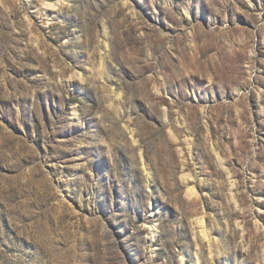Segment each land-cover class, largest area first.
<instances>
[{
    "label": "rangeland",
    "instance_id": "1",
    "mask_svg": "<svg viewBox=\"0 0 264 264\" xmlns=\"http://www.w3.org/2000/svg\"><path fill=\"white\" fill-rule=\"evenodd\" d=\"M0 264H264V0H0Z\"/></svg>",
    "mask_w": 264,
    "mask_h": 264
},
{
    "label": "bare ground",
    "instance_id": "2",
    "mask_svg": "<svg viewBox=\"0 0 264 264\" xmlns=\"http://www.w3.org/2000/svg\"><path fill=\"white\" fill-rule=\"evenodd\" d=\"M46 6L47 5H49V4H45ZM188 177V176H187ZM194 188H192V187H189L188 188V191H189V194H191V195H193V193H194V190H193ZM153 231H155V230H153Z\"/></svg>",
    "mask_w": 264,
    "mask_h": 264
}]
</instances>
